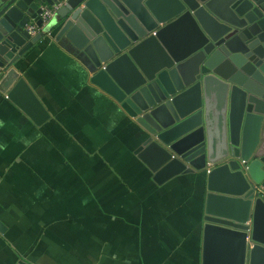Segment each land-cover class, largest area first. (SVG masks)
<instances>
[{
	"label": "water",
	"instance_id": "obj_1",
	"mask_svg": "<svg viewBox=\"0 0 264 264\" xmlns=\"http://www.w3.org/2000/svg\"><path fill=\"white\" fill-rule=\"evenodd\" d=\"M57 1L0 4V93L37 126L50 113L16 64ZM81 6L97 26L91 82L146 131L142 161L205 177L201 264H264V0H68L57 13Z\"/></svg>",
	"mask_w": 264,
	"mask_h": 264
},
{
	"label": "crops",
	"instance_id": "obj_2",
	"mask_svg": "<svg viewBox=\"0 0 264 264\" xmlns=\"http://www.w3.org/2000/svg\"><path fill=\"white\" fill-rule=\"evenodd\" d=\"M45 31L16 67L49 120L0 93V264H201L203 174L142 161L146 131L91 82L90 12Z\"/></svg>",
	"mask_w": 264,
	"mask_h": 264
},
{
	"label": "built area",
	"instance_id": "obj_3",
	"mask_svg": "<svg viewBox=\"0 0 264 264\" xmlns=\"http://www.w3.org/2000/svg\"><path fill=\"white\" fill-rule=\"evenodd\" d=\"M68 0H58L54 5L52 6H44L42 8V13L40 15V19L42 21V26H38L37 24H28L27 30L29 33L34 36L37 35L39 31L43 30L45 31V28L48 27L52 17L57 13V11L63 7ZM46 32V31H45Z\"/></svg>",
	"mask_w": 264,
	"mask_h": 264
}]
</instances>
